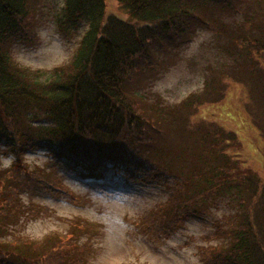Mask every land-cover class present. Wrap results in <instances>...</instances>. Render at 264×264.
I'll use <instances>...</instances> for the list:
<instances>
[{"label": "trees", "instance_id": "trees-1", "mask_svg": "<svg viewBox=\"0 0 264 264\" xmlns=\"http://www.w3.org/2000/svg\"><path fill=\"white\" fill-rule=\"evenodd\" d=\"M117 1L129 19L109 13L106 0H65L54 16L58 31L64 37L77 31L84 34L70 61L45 71L20 66L11 54L17 42L32 44L36 38V0H0V152L14 157L11 172L0 179V264H75L86 249L72 241L73 234L51 235L43 241L6 237L9 225L24 215V191L30 201L37 186L68 193L54 172L62 165L83 181L107 183L115 176L128 184L167 187V204L152 214L148 232L173 231L201 208L217 206L219 198H226L234 211L227 216V227L215 234L219 242L199 248L203 264H264V148L262 157L252 150L263 161L255 168L247 157L241 160L246 149L242 132L217 124L216 130L197 138L198 166L179 173L173 183L170 168L179 154L161 165L151 154L166 129L179 123L177 118L182 123L190 109L219 103L232 83L247 87L251 97L247 117L264 142V113L249 106L259 94L264 110V0H251L249 29L232 33L235 42L229 53L242 60L228 67L223 84L213 78L202 92L178 105L156 102L159 113L129 84L141 70L140 63L152 56L159 35L173 41L184 38L197 25L209 26L200 14L207 2L239 10L244 0ZM165 107L168 115L175 114L172 120L162 115ZM188 127L186 120L185 133ZM229 149L239 151L232 155ZM35 150L51 158L49 177L32 171L24 161ZM161 154L156 155L167 158ZM36 208L29 210L33 216L38 215ZM82 225L88 227L86 222Z\"/></svg>", "mask_w": 264, "mask_h": 264}, {"label": "rangeland", "instance_id": "rangeland-1", "mask_svg": "<svg viewBox=\"0 0 264 264\" xmlns=\"http://www.w3.org/2000/svg\"><path fill=\"white\" fill-rule=\"evenodd\" d=\"M106 1L109 13L125 15L129 19L117 0ZM64 2L36 0V38L32 44L20 41L12 47L11 54L17 64L46 71L67 63L74 56L84 33L77 31L64 37L58 31L54 16ZM250 4L251 0H244L236 10L207 2L200 14L210 22L209 26L197 25L192 33L175 41L159 35L152 56L147 62L140 63L141 70L136 78L129 81L130 86L155 105L153 110L159 113L156 102L163 106L178 105L189 95L202 92L206 82L213 78L223 84L228 67L242 60L240 57L235 60L237 57H233L229 50L235 42L232 33L237 29L238 32L249 29L246 19L247 14L252 13ZM246 88L232 83L219 103L208 102L196 110L190 109L183 115V125L186 120L189 123L186 133L178 118V124L166 129L163 140L154 146L151 154L157 163L179 154V161L170 168L171 183L172 179L179 178V173L198 166V157L194 155L201 152L200 148L196 149L199 144L197 138L216 130L217 124L241 131L242 146L246 148L244 153L241 152V160L247 157L253 167L262 166L263 161L252 153V150L259 151L262 157L264 142L254 127H247L246 105L251 97ZM256 96L257 99L249 106L263 115L264 110L259 106L263 99L259 94ZM253 102L258 104L255 106ZM164 109V118L172 120L175 114L168 115L169 108ZM238 151L231 149L229 152L235 155ZM160 152L167 158L160 159L156 155ZM13 160L11 153L4 155L0 152V179L7 171L11 172ZM24 161L32 171H39L44 177L52 173L49 167L52 160L43 150L27 153ZM54 172L64 183L66 191L75 197L74 200L68 193L64 195L56 189L53 193L37 186L32 190L30 201L24 191L21 195L24 215L9 225L6 237L21 236L43 241L51 235L66 238V235L73 234L72 241L86 248L75 264H203L199 248L219 242L215 234L219 228L227 227V216L234 211L226 198H219L217 206L201 208L197 215L180 222L173 231L164 234L148 232L147 222L153 220L152 214L159 206L167 204V187L160 183L128 184L115 176L107 184L85 182L64 165L56 167ZM33 205L37 207L36 216L29 212ZM83 222L88 223V227H84ZM205 237H211V240Z\"/></svg>", "mask_w": 264, "mask_h": 264}]
</instances>
